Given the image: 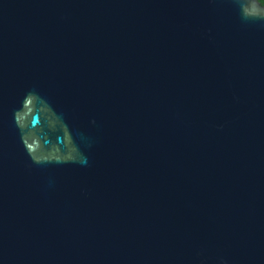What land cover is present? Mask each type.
Masks as SVG:
<instances>
[{"label": "water", "instance_id": "95a60500", "mask_svg": "<svg viewBox=\"0 0 264 264\" xmlns=\"http://www.w3.org/2000/svg\"><path fill=\"white\" fill-rule=\"evenodd\" d=\"M0 264H264V5L0 0Z\"/></svg>", "mask_w": 264, "mask_h": 264}, {"label": "trees", "instance_id": "16d2710c", "mask_svg": "<svg viewBox=\"0 0 264 264\" xmlns=\"http://www.w3.org/2000/svg\"><path fill=\"white\" fill-rule=\"evenodd\" d=\"M260 2H261V4H263L264 5V0H259Z\"/></svg>", "mask_w": 264, "mask_h": 264}]
</instances>
